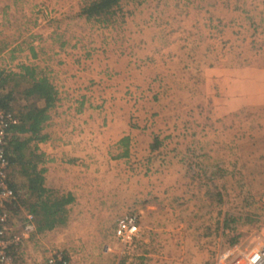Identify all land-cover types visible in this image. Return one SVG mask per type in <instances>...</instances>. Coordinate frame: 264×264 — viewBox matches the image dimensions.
I'll return each mask as SVG.
<instances>
[{
  "label": "rangeland",
  "instance_id": "1",
  "mask_svg": "<svg viewBox=\"0 0 264 264\" xmlns=\"http://www.w3.org/2000/svg\"><path fill=\"white\" fill-rule=\"evenodd\" d=\"M84 1H25L14 33L24 51L0 55L4 73L18 61L37 66L59 102L65 77L96 65L82 86L88 104L73 92L67 112L82 106L106 118L121 109L108 150L119 158L103 177L105 188L118 185L99 220L105 232L93 236L99 248L67 251L70 264H179L191 245L212 255L245 235L264 243V0H125L92 19L80 15ZM9 179L25 193L24 176L10 168ZM130 213L150 229L128 247L113 230ZM13 219L16 230L23 215Z\"/></svg>",
  "mask_w": 264,
  "mask_h": 264
},
{
  "label": "crops",
  "instance_id": "2",
  "mask_svg": "<svg viewBox=\"0 0 264 264\" xmlns=\"http://www.w3.org/2000/svg\"><path fill=\"white\" fill-rule=\"evenodd\" d=\"M24 2L20 4L14 0H11L10 3L0 0V21L5 20L0 24L3 29L5 28V32L2 29L4 37L0 40V55L8 54L9 57L18 59L20 53L24 51L22 46L24 40L20 39L18 34L14 35V33L20 31L22 25ZM224 5L227 7L230 4L224 2ZM5 34H9V36H5ZM16 50L15 55L11 56V53L13 54V51ZM2 57L5 58V56ZM3 58H1V61H5ZM6 64L8 63L1 65L0 71ZM22 65L23 62L19 63L18 61L8 73L13 75L21 73L20 68ZM31 68H34L35 74L41 71L38 70L37 66ZM95 68L96 65L92 67L90 75L84 76L79 73L71 75V78L65 77L63 83L67 85L64 89H59L63 98L59 99L60 102L58 101L59 103L50 110L49 119L41 131L42 134L47 136L45 141L38 142L37 145L39 151L44 155L42 166L44 168V183L49 190H53L58 194H70L72 201L66 206L67 220L63 225L50 229V232L45 229L37 232L36 240L41 243L37 241L39 246H36L33 240L27 245L28 253L33 258H38L39 255L43 256L42 252L40 253V248L43 247H59L71 254L73 247L76 250L85 247L88 250L99 248V244L94 245V243H99V240L96 239L93 242V236H102L105 232L104 225H100L99 220L102 217H108L112 206L104 205V202L113 196L115 191L112 187L114 186L115 189L118 187L117 183L112 182L109 187L105 188L108 186L106 184L109 183L106 181V175L107 173L110 174L111 160L119 158V155L114 156L112 153H110L111 156H108V150L113 148L112 143L117 139L114 134L117 132V120L121 109H118L115 105L112 106L113 109L109 113L111 116H105L106 118H99V113H94L91 109H87L86 112V109L82 106L76 108L77 112L75 114L67 112L68 102L72 99L73 92L81 93L79 102L82 105L86 106L85 103L88 104V91H84L82 86L85 85V78L95 77ZM62 69L64 71V68ZM67 69L71 73L73 72L68 66ZM98 122L99 132L97 131ZM139 228L143 229L141 231L145 234L150 229L145 222ZM221 228L223 233L231 230L229 229L230 226L226 227V225H222ZM61 234H65L67 238L62 239ZM245 236L249 238L252 235ZM43 237L45 238L43 239ZM236 243L237 241L234 243L229 242L227 246L222 247L219 253H215L218 252L215 251L213 254L211 253L212 255H210L208 249H203L204 247L197 244L195 246L191 245L189 251L192 254L190 255L188 251L185 252L183 258H181L184 259V263L180 262L179 264H215L217 256L231 249ZM145 253L143 252V255H150ZM189 257H191V260H189ZM181 259L176 258L175 263Z\"/></svg>",
  "mask_w": 264,
  "mask_h": 264
},
{
  "label": "trees",
  "instance_id": "3",
  "mask_svg": "<svg viewBox=\"0 0 264 264\" xmlns=\"http://www.w3.org/2000/svg\"><path fill=\"white\" fill-rule=\"evenodd\" d=\"M123 1L85 0L80 15L86 19L97 18L112 12ZM21 69L22 72L17 75L0 71V108L12 113L18 120L10 127L12 134L6 142L5 152L11 170H17L26 178V191L23 194L22 186L10 180L19 204L14 209L15 213L22 214L20 207L31 213L35 228L40 232L46 227H56L66 222V206L72 201V196L44 188V168H38L43 154L37 145L47 138L41 131L49 119L50 110L57 104V89L46 76L36 78L34 68L22 65ZM14 76L18 78L15 89H8L6 80ZM126 154L124 151L120 155ZM234 241L235 238L230 242Z\"/></svg>",
  "mask_w": 264,
  "mask_h": 264
},
{
  "label": "built area",
  "instance_id": "4",
  "mask_svg": "<svg viewBox=\"0 0 264 264\" xmlns=\"http://www.w3.org/2000/svg\"><path fill=\"white\" fill-rule=\"evenodd\" d=\"M18 122L12 113L0 108V264H70L67 250L59 247L40 248L41 257L33 258L27 245L36 243L37 230L33 216L23 207V220L18 229L13 230L15 208L19 205L15 191L10 186V166L5 145L11 136L10 127ZM137 217L123 214L115 221L114 237L128 247L139 237ZM215 264H264V243L254 244L248 236L242 237L231 249L220 253Z\"/></svg>",
  "mask_w": 264,
  "mask_h": 264
}]
</instances>
